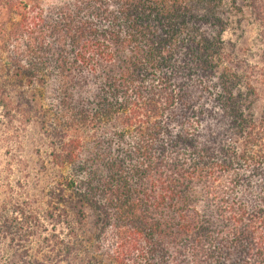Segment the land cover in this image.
I'll use <instances>...</instances> for the list:
<instances>
[{"label":"trees","instance_id":"trees-1","mask_svg":"<svg viewBox=\"0 0 264 264\" xmlns=\"http://www.w3.org/2000/svg\"><path fill=\"white\" fill-rule=\"evenodd\" d=\"M243 1L252 66L223 41L239 0H0V113L57 172L50 232L16 204L8 245L41 225L34 264H264V0Z\"/></svg>","mask_w":264,"mask_h":264},{"label":"rangeland","instance_id":"rangeland-1","mask_svg":"<svg viewBox=\"0 0 264 264\" xmlns=\"http://www.w3.org/2000/svg\"><path fill=\"white\" fill-rule=\"evenodd\" d=\"M239 4L238 10L226 14L223 41L227 50L252 66L259 62L262 52L261 28L245 7L247 2L239 0ZM37 132L28 123L8 124L0 113V216L9 213L13 205L21 204L31 215L41 216L50 232L51 226L44 216L47 215V192L57 172L43 146L45 139L38 137ZM43 231L41 225L32 231L31 225V236L24 230L21 240L11 245L0 237V264H34L48 256V248L42 244L48 233Z\"/></svg>","mask_w":264,"mask_h":264}]
</instances>
